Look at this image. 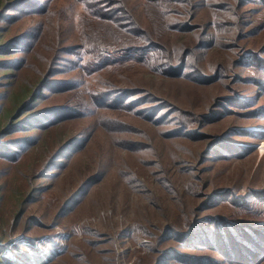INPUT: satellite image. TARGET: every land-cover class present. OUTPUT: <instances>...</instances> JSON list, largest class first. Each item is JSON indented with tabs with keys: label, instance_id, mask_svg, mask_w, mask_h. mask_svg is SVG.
Wrapping results in <instances>:
<instances>
[{
	"label": "rangeland",
	"instance_id": "1",
	"mask_svg": "<svg viewBox=\"0 0 264 264\" xmlns=\"http://www.w3.org/2000/svg\"><path fill=\"white\" fill-rule=\"evenodd\" d=\"M38 1L40 10L12 12L9 23L1 24L0 45L28 32L35 38L33 43L20 44L17 54L22 64L16 73L6 76L12 70L4 67L12 57L0 56V103L5 93L18 94L47 78L50 83L80 82L53 98L46 90L47 95L39 98L37 109L31 112L47 105L80 106L83 102L88 108L84 115L42 135L38 145L27 153L22 151L18 160L9 163L0 157L3 255L11 259L19 254L25 264H237L207 247H181L160 234L165 229L186 231L207 216L226 221L230 232L242 237V244L243 235L233 233L236 227L264 230V217L253 210L245 213L228 199L205 204L214 193L239 196L264 191V120L249 118L243 108L227 112L221 107L224 98L232 96L231 88L241 96L253 92L238 78L247 77L240 68L239 54L247 49L258 51L264 45V4L239 5L238 23L229 11V15L213 11L200 2L195 19L188 22L190 28L174 31L155 18L149 20L144 0H129L140 26L172 53L173 70L161 74L128 61L84 76L79 63L71 60L74 55L66 54L89 44L91 36H101L109 44L119 40L99 32L76 0ZM203 41L208 44L196 48ZM188 50L197 58L188 57L198 71L217 76L216 80L197 81L189 75L190 68L185 72L188 75L175 73L174 67ZM61 55L67 60L57 66L60 70L51 71ZM114 89L133 95L121 107H93L89 91L99 96ZM251 99L257 104L244 111L264 105V96ZM3 103L8 107L9 98ZM158 104L163 105L159 110ZM211 112L223 117L200 126L201 116ZM178 116L189 120V129L178 130ZM4 126L1 121L0 128ZM76 136H84L82 145L68 148L44 168L61 144ZM217 140L239 146L240 153L220 146L223 157L214 154L203 161L202 151ZM88 178L93 181L70 198ZM61 205L65 206L58 211ZM174 252L187 257H170ZM257 264H264V258Z\"/></svg>",
	"mask_w": 264,
	"mask_h": 264
},
{
	"label": "trees",
	"instance_id": "2",
	"mask_svg": "<svg viewBox=\"0 0 264 264\" xmlns=\"http://www.w3.org/2000/svg\"><path fill=\"white\" fill-rule=\"evenodd\" d=\"M83 5L86 10L90 21L96 28L98 26L99 32H108L114 39L119 40L115 44L106 43L101 36H91L93 41L89 44L84 43L81 45L78 51H71L69 55H74L73 62L79 63L80 70L84 76L91 75L92 73L102 72L113 67L120 66L128 61H136L141 65H146L157 73H166L169 70H173L170 64V57L172 53H167L166 49L156 43L154 37H152L147 30L140 26L137 12L129 5V0H76ZM145 1V12L150 21L153 18L159 24H164L166 28L174 31H186L190 28L191 20L193 21L196 17V7L199 6L200 2L207 4L208 8L213 11L234 14L235 19L238 23L241 22V16L237 13V8L243 7L249 2H260L264 4V0H144ZM40 1L38 0H13L9 3L8 0H0V31L2 29V23L13 18L12 12H31L32 10H40ZM168 7V8H167ZM135 11V12H134ZM229 11V12H228ZM135 14H134V13ZM12 14V16L10 15ZM216 14V13H215ZM177 16L174 19V16ZM173 18V19H168ZM96 20V21H92ZM98 21V22H97ZM170 21L174 22L171 25ZM9 25V24H8ZM7 25V26H8ZM89 25V23H88ZM6 26V27H7ZM230 26V24L228 25ZM5 27V28H6ZM172 27V29L170 28ZM237 35L239 34V28ZM120 32L123 35H120ZM127 34L128 38L125 39L124 35ZM0 32V41H1ZM238 37V36H237ZM35 34L28 32L17 36L8 45H0V56L9 55L12 59L8 60L9 63L4 69L12 70L6 73V76L16 73L20 67L21 62L17 54L20 51V44L25 40L33 39ZM237 39V38H236ZM128 43V44H126ZM207 41H203L198 49L204 48L203 45H207ZM264 53V45L258 51L246 50L242 51L240 61L242 70L247 73V77H238L241 81L245 82L253 88V92L249 96H241L243 94L240 91L234 90L231 87L232 96L225 97L224 103H221L222 111L232 112L234 109L243 108V114H248L249 118L255 120H264V105L255 107L251 111H244V108L249 106H255L256 100L251 99L252 96L256 98L264 96V58L261 54ZM182 57L179 59L178 66L174 67L177 75L183 74L188 75L186 70L190 68L189 75L200 82H207L208 80H216V77L206 76L198 71L195 63V54L191 50L184 52ZM194 60L188 59V57ZM189 57V58H190ZM68 57L61 55L59 56L52 65L51 71L56 72L60 70L57 67L63 64ZM69 60V59H68ZM80 61V62H79ZM186 62V63H185ZM184 72V73H183ZM46 79V80H45ZM40 80L34 87L26 88L18 94H12L9 96L5 93V100L9 98V106L7 107L3 102L0 103V122L4 121V128H0V157L12 163L18 160L22 151L27 150L29 152L34 146L38 145L40 138L45 133L50 132L52 129L74 119L77 116L84 115L88 108L87 102H83L80 106H45L41 110H36V104L39 98L46 96V90L50 91L49 96L53 98L58 96L59 92L67 88L68 86H76L77 82H55L50 83L47 78ZM111 91L99 93V96L95 95L92 91L88 92L91 97L92 105L99 107L105 106H122V102L132 96V93H125L123 90ZM157 110L163 107L162 104H158ZM153 110V108H152ZM155 110V111H157ZM154 111V112H155ZM222 111L218 112L221 113ZM151 113V115L154 114ZM211 112L206 116H201L198 120V124L204 125L206 123H212L216 120H220L221 114ZM224 113V112H223ZM220 115V117H219ZM179 129H189L186 117L178 116L177 119ZM184 129V130H185ZM193 131V130H192ZM25 132L26 136L22 133ZM30 132V133H28ZM179 132V131H178ZM243 133H249L242 131ZM184 134L183 130L180 131ZM195 134V131L193 132ZM186 135H189L185 133ZM11 136L10 139H6ZM16 137V138H15ZM84 136H76L70 140L61 144V146L52 154L45 167L50 166L55 160L59 159V156L66 151L68 148H74L82 145ZM220 146L230 148L232 152L240 153L241 148L235 144H229L226 141H215L206 146L201 153L202 160L209 159L214 154L217 157H223L224 155L218 150ZM218 147V148H217ZM244 150V149H243ZM25 153V154H26ZM97 173L92 176L94 178ZM91 179V178H90ZM89 178L78 188L77 192L70 198H75L79 195L81 188L93 181ZM35 194V193H34ZM33 195V194H32ZM32 199V197H30ZM69 199V198H68ZM71 199V200H72ZM230 200V202L240 206L241 210L245 213L254 211L260 216L264 217V191L251 192L248 195L236 196L231 192L228 193H214L207 197L205 202L206 205L214 200ZM65 202V201H64ZM204 204V205H205ZM65 205H61L58 209L61 210ZM255 206V207H254ZM254 207V208H253ZM264 225V224H263ZM246 227L250 225L238 226L236 232L243 235V244L239 239L238 234L235 236L229 230V225L226 221L213 216H207L200 221H196L186 229L175 230L167 232L166 229L160 234L161 236L172 238L179 243L181 247H194L204 248L207 247L217 252L221 257L226 260H232L237 264H257L260 258H264V230L254 228L253 232H250ZM242 238V237H241ZM191 244V246H190ZM4 248L0 246V264H25L20 261L19 254L16 258H6L3 255ZM24 256V254H21ZM168 257V255H167ZM170 257L181 259L187 257L183 254L174 252ZM35 262V261H34Z\"/></svg>",
	"mask_w": 264,
	"mask_h": 264
},
{
	"label": "built area",
	"instance_id": "3",
	"mask_svg": "<svg viewBox=\"0 0 264 264\" xmlns=\"http://www.w3.org/2000/svg\"><path fill=\"white\" fill-rule=\"evenodd\" d=\"M262 144H263V143H262ZM263 145H264V144H263ZM263 145H262V146H263ZM262 146H261L260 148H263Z\"/></svg>",
	"mask_w": 264,
	"mask_h": 264
}]
</instances>
